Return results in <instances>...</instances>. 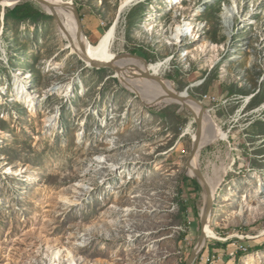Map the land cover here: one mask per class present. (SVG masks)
<instances>
[{"label":"rangeland","instance_id":"obj_1","mask_svg":"<svg viewBox=\"0 0 264 264\" xmlns=\"http://www.w3.org/2000/svg\"><path fill=\"white\" fill-rule=\"evenodd\" d=\"M61 1L88 43L117 22L112 53L215 99L202 105L223 138L197 166L228 171L194 264H264V0H133L122 14L125 0ZM23 2L47 18L2 20L0 7V264H186L204 204L182 182L193 179L190 110L87 67L55 19Z\"/></svg>","mask_w":264,"mask_h":264},{"label":"bare ground","instance_id":"obj_2","mask_svg":"<svg viewBox=\"0 0 264 264\" xmlns=\"http://www.w3.org/2000/svg\"><path fill=\"white\" fill-rule=\"evenodd\" d=\"M22 1L24 0H1V10L16 6ZM136 3L137 2L133 0L123 1L120 9L121 14L125 11L126 8ZM40 7L42 8V11H44L47 15H50L55 19V22L57 24V36L60 40L66 41V45L64 48L69 49L71 54H77L81 61H83L87 67L91 66L92 68L100 69L103 66L111 64L117 69H119V72L116 73V76L121 80V82L131 88H140L143 91L144 98L151 104H178L182 107L187 108V110L189 109L190 112L195 113V115L200 118L201 131L199 135L197 134V131L195 133L190 132V134L192 135V142H198L200 150L210 145L211 143L223 138L220 130L213 124L214 122L206 114V112L203 113L200 105H196L192 101L188 100L189 87L187 89H184L182 92H178L174 90L169 84L164 83L159 78V70L162 66L158 65L150 71H144L137 68L136 60H124L117 56L115 53L111 52L110 48L112 47V39L114 32L116 31L117 22H115L110 28H108L94 44H91L87 42L86 38L82 34L78 20L75 19L78 29L72 24L71 14L68 10V7L72 15L74 17L76 15L74 12V8L71 6L70 1L63 2L61 0H43V3L42 5H40ZM225 18L227 19L228 17L226 16ZM187 26L188 29L192 28V24H188ZM193 29H195V27H193ZM180 30V26L171 28L170 35L173 38H179L181 37ZM193 86L194 85H192L191 87ZM170 95H175V97H179L181 101L172 100L170 98ZM22 97L23 95H20L19 99L21 100ZM23 99L25 100L24 103H27L28 106H33V101L31 97L25 96V98L23 97ZM199 152L196 154L194 160L191 162V166L187 169V174L190 177L195 176V170H200L197 166V158L199 156ZM224 165L225 164H221L218 168H215L212 164V166H206L207 171L205 173H201L200 171L203 178L204 186L213 195V197L215 192L219 189L224 175L228 171V168ZM263 193L264 190L260 193V195ZM258 195L259 192L257 194V197L259 198ZM258 203L260 205H264V200H262V202L258 201ZM210 234L212 233L209 230L208 223V225L204 227L201 236V249L205 247Z\"/></svg>","mask_w":264,"mask_h":264},{"label":"water","instance_id":"obj_3","mask_svg":"<svg viewBox=\"0 0 264 264\" xmlns=\"http://www.w3.org/2000/svg\"><path fill=\"white\" fill-rule=\"evenodd\" d=\"M1 1V0H0ZM33 2L39 4V5H42L43 3V0H32ZM14 7V6H13ZM13 7H10V8H13ZM74 12H75V15L77 17V19L79 20L78 16H77V12H76V9L74 8ZM4 15H5V10L2 9V12H1V19L3 20L4 19ZM101 69H109L111 71H113L115 73V77L118 79V81L120 82V84L126 88L127 90H129L130 92L136 94V95H139L137 94L135 91L127 88L125 86V84L123 82H121V80L116 76V73L119 72V69H117L116 67H114L113 65L111 64H108L107 66H103L102 68L100 69H96V70H101ZM187 89V88H186ZM189 98L188 100L189 101H192L193 103H195L196 105H200V107L202 108V111L203 113L206 112V114L209 116L207 110L204 108V106L202 105V102L194 97H192L191 95H188ZM170 98L172 100H175V101H181L179 99V97H175V95H170ZM202 113V114H203ZM190 114L192 115L194 121H195V124H196V127H197V134L199 135L200 134V131H201V125H200V118L197 117L195 115V113L193 112H190ZM210 117V116H209ZM199 144L198 142H194L193 145H192V150H191V153H190V156H189V159L187 161V169L191 166V162L194 160L196 154L199 152ZM193 179L198 183V185L201 187V190L203 191L204 193V204H203V208L201 210V213L199 215L200 217V226H201V229H200V233H199V236L197 238V241H196V244L195 246L193 247V249L191 250V253H190V256L188 258V260L186 261V264H194L195 262V259L197 258L198 254L201 252V248H200V241H201V236H202V233H203V229L206 225H208L209 223V218H210V214H211V208H212V201H213V195L207 190V188L204 186V183H203V178H202V175L200 173V170H195V176L193 177Z\"/></svg>","mask_w":264,"mask_h":264},{"label":"trees","instance_id":"obj_4","mask_svg":"<svg viewBox=\"0 0 264 264\" xmlns=\"http://www.w3.org/2000/svg\"><path fill=\"white\" fill-rule=\"evenodd\" d=\"M5 19H11L16 22H24V21H31L37 22L41 19L47 18V16L42 13L40 10L36 8L34 4L31 2H23L19 3L13 8H8L5 15ZM182 182L185 187H187V183L190 182V186L192 187V192L194 194H198L201 191V187L194 179H188L186 177H182ZM183 191H180L182 193ZM180 212L183 214L186 211L184 201L180 200ZM184 238V234H181V239ZM217 247H223L224 244L216 245ZM264 245L260 247H256V250L262 249ZM213 250V248H210ZM242 254V252L237 253L236 259Z\"/></svg>","mask_w":264,"mask_h":264},{"label":"built area","instance_id":"obj_5","mask_svg":"<svg viewBox=\"0 0 264 264\" xmlns=\"http://www.w3.org/2000/svg\"><path fill=\"white\" fill-rule=\"evenodd\" d=\"M204 100H207V101H210V102H214L215 101V99H213L211 97L209 98L208 96H204V97H202V99H200L201 102H203ZM237 253H238L237 251L229 253V256H233V258H234V256L237 255ZM212 257L214 258V255H212ZM208 261H209V259H208Z\"/></svg>","mask_w":264,"mask_h":264}]
</instances>
